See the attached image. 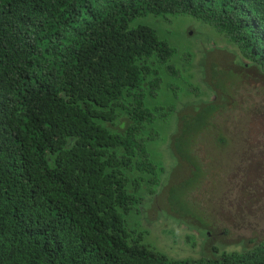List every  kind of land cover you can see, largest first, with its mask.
I'll return each mask as SVG.
<instances>
[{
	"label": "trees",
	"instance_id": "1",
	"mask_svg": "<svg viewBox=\"0 0 264 264\" xmlns=\"http://www.w3.org/2000/svg\"><path fill=\"white\" fill-rule=\"evenodd\" d=\"M149 13L204 21L264 73V0H0V264H264V239L173 259L128 219L165 171L149 144L175 107L150 101L166 73L201 89L192 52L131 26Z\"/></svg>",
	"mask_w": 264,
	"mask_h": 264
},
{
	"label": "rangeland",
	"instance_id": "2",
	"mask_svg": "<svg viewBox=\"0 0 264 264\" xmlns=\"http://www.w3.org/2000/svg\"><path fill=\"white\" fill-rule=\"evenodd\" d=\"M139 24L154 27L179 54L193 53L192 63L185 65L186 79L201 89L189 93L182 86L176 95L168 89L175 78L166 73L159 96L150 101L151 106L175 107L168 120L157 119L161 139L149 144L165 171L157 193L147 195L141 211L128 219L173 259L211 254L216 246L245 250L264 239V73L239 59V49L204 21L149 13L131 22ZM209 77L226 93L215 89ZM224 105L216 116L209 113ZM190 111L189 122L181 126L179 113ZM170 183L179 188V197L176 188V193L165 190ZM209 236L214 239L210 244Z\"/></svg>",
	"mask_w": 264,
	"mask_h": 264
}]
</instances>
